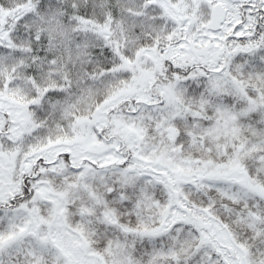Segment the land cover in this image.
<instances>
[{
  "label": "snow or ice",
  "instance_id": "1",
  "mask_svg": "<svg viewBox=\"0 0 264 264\" xmlns=\"http://www.w3.org/2000/svg\"><path fill=\"white\" fill-rule=\"evenodd\" d=\"M0 264H264V0H0Z\"/></svg>",
  "mask_w": 264,
  "mask_h": 264
}]
</instances>
